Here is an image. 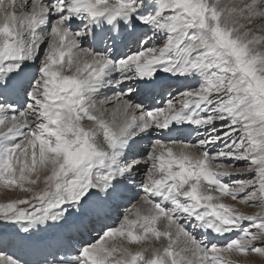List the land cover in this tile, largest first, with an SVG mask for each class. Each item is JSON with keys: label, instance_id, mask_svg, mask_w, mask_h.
I'll use <instances>...</instances> for the list:
<instances>
[{"label": "snow or ice", "instance_id": "1", "mask_svg": "<svg viewBox=\"0 0 264 264\" xmlns=\"http://www.w3.org/2000/svg\"><path fill=\"white\" fill-rule=\"evenodd\" d=\"M4 193L0 264L264 261V0H0Z\"/></svg>", "mask_w": 264, "mask_h": 264}, {"label": "rangeland", "instance_id": "2", "mask_svg": "<svg viewBox=\"0 0 264 264\" xmlns=\"http://www.w3.org/2000/svg\"><path fill=\"white\" fill-rule=\"evenodd\" d=\"M242 163V162H241ZM17 193H4V194H0V200H5L8 198H12L17 196ZM231 202V201H229ZM258 209L256 208H245V211H247L248 213H254L256 212ZM252 260L254 261V264H264V261L261 260V258L259 257H253Z\"/></svg>", "mask_w": 264, "mask_h": 264}]
</instances>
